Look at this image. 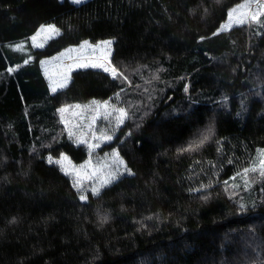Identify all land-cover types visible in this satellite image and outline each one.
<instances>
[{"label": "trees", "instance_id": "16d2710c", "mask_svg": "<svg viewBox=\"0 0 264 264\" xmlns=\"http://www.w3.org/2000/svg\"><path fill=\"white\" fill-rule=\"evenodd\" d=\"M243 2L0 0V264L264 261V177L232 184L264 149V26L218 32ZM115 98L130 174L81 200L58 109Z\"/></svg>", "mask_w": 264, "mask_h": 264}, {"label": "rangeland", "instance_id": "374dc122", "mask_svg": "<svg viewBox=\"0 0 264 264\" xmlns=\"http://www.w3.org/2000/svg\"><path fill=\"white\" fill-rule=\"evenodd\" d=\"M248 11L250 12L256 11L255 5H253L252 8L248 9ZM227 23H228V17L227 20L222 25H226ZM221 26L218 32H222ZM234 26H238V25L233 23L232 26L226 28V30H230ZM92 101L98 102L97 100L93 99L86 103L69 104L62 106L58 109L61 122L65 126V133L67 140L75 146H83L85 150L88 152L87 159L81 163H75L65 153H61L58 156V158H54V159L51 158L53 161L51 163L54 164L61 171V173L66 175L71 180L73 186L77 178L81 179L80 189L78 190L77 187H75L77 193L79 194V197L81 195L87 196V194H92L91 190L93 187H99L101 190L105 186L110 184L108 183L105 186L100 187L101 180L108 178V175L110 173H115L117 177L116 179H118L123 175L129 174V171L125 166L124 161L119 156V154L117 160H114L113 158V153H118L117 149L109 147V144H111L114 140L116 131L122 124V123H118L117 121V117L120 115V113L114 111L113 109L114 108L119 109L123 107L120 105L119 101L115 98V100L113 101H107L109 105L107 108L105 107L86 108L85 106L91 105ZM100 104H103V102ZM77 105H79L80 107H75ZM62 108L65 109L63 113L60 111V109ZM124 119L125 116L123 118V121ZM69 132L73 133V135L70 136ZM105 135L111 136V140L104 139L103 137ZM94 136L99 137L100 139H96L94 138ZM78 139H83L86 142L78 143L77 142ZM89 144H93V145L99 144V147L90 149ZM261 151H264V149H258L256 151L254 160L258 158V153H260ZM62 156L67 157V160L62 161L60 164L55 163V161L59 160ZM118 160H122L123 164H119ZM47 161L49 162V158H47ZM88 161H91V166L81 169L80 166L85 165L86 162ZM62 168L66 169L69 174H66L65 171L62 170ZM96 169H99V171H96L95 175H92L93 171ZM77 170L79 171V177L77 176ZM251 178L252 176L249 175L247 177L238 175V177H236L232 181V184L235 185L236 188L247 187L248 189L250 186L256 183L255 180H251ZM116 179L112 180V182L115 181ZM245 180L248 181L247 184H245ZM250 188L248 190L249 193L251 192ZM254 264H264V261Z\"/></svg>", "mask_w": 264, "mask_h": 264}, {"label": "snow or ice", "instance_id": "6c2138e0", "mask_svg": "<svg viewBox=\"0 0 264 264\" xmlns=\"http://www.w3.org/2000/svg\"><path fill=\"white\" fill-rule=\"evenodd\" d=\"M74 2L79 4V3H82L83 0H74ZM253 5H255L256 11H254V12L248 11V9L252 8ZM262 10H264V0H245V2L238 4L237 6L233 7L228 12V23L226 25H222L221 30L222 31L226 30V28L232 26L233 23L239 25V24H244L246 22L247 23L256 22V23L264 26V21H261L259 19L260 16L264 15V11H262ZM42 30L58 32V30L55 29L54 26H49L47 29H42ZM35 39H36V37H33L34 41H35ZM111 43H112L111 41H104L103 47L110 49ZM81 47L83 48V47H92V46L89 45L87 41H85L84 45H81ZM96 47L99 48V47H101V45H97ZM21 48H22V46H18V49H21ZM80 66L81 67H87L89 65L82 64ZM91 66L92 67H103V70L105 72L110 71L114 78L118 75L117 70L113 67H110V66L105 67L102 64H92ZM9 71H12V69H9ZM120 75H122V74H120ZM53 91H56V89L53 88ZM118 95L119 94H117V96ZM108 106L109 105H108L107 101L103 102V104H100L96 101H92L91 105H88L85 107L86 108H88V107H94V108L105 107V108H107ZM75 107H80V106L77 105ZM113 110L120 113V115L117 117V121H118V123H122L124 116H126L125 110L123 108H119V109L114 108ZM60 111L63 113L65 111V109L62 108V109H60ZM69 135L72 136L73 133L69 132ZM94 138L100 139L99 137H95V136H94ZM103 138L107 139V140H111V136L105 135ZM204 139H207V137H204ZM77 142L78 143H85L86 141H84L83 139H78ZM201 143H203V140H201ZM95 147H99V144H95V145L89 144L90 149H93ZM186 150H194V149L190 146V148L186 149ZM113 158H114V160H117L118 159V153H113ZM64 160H67V157L62 156L59 160L55 161V163L60 164ZM49 162L50 163L53 162L51 157L49 158ZM118 163L123 164V161L118 160ZM89 166H91V161L86 162L85 165H81L80 168L83 169V168L89 167ZM62 170H64L66 174H69L66 169L62 168ZM96 171H99V169L94 170L92 175H95ZM128 171L130 174V170H128ZM249 173H258L261 177H264V151H261L260 153H258V158L252 162L251 166L248 168H245L243 170V173H239L238 175H242L243 177H247ZM77 176L79 177V171L78 170H77ZM89 178H91V177H89ZM116 178L117 177H116L115 173H110L108 175V178L101 180L100 187H103L106 184L111 183L112 180H114ZM247 183H248V181L245 180V184H247ZM74 187H77L78 190L80 189V187H81V179L80 178H77L75 180ZM233 187H235V185H233ZM91 191H92V195L98 196L100 194V188L99 187H93ZM80 199L86 200L87 197L85 195H81Z\"/></svg>", "mask_w": 264, "mask_h": 264}]
</instances>
